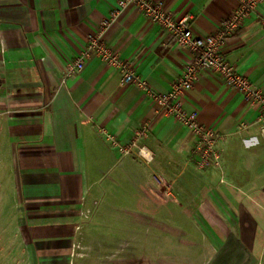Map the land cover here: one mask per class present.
<instances>
[{
  "label": "crops",
  "instance_id": "1",
  "mask_svg": "<svg viewBox=\"0 0 264 264\" xmlns=\"http://www.w3.org/2000/svg\"><path fill=\"white\" fill-rule=\"evenodd\" d=\"M120 0H0V164L8 165L29 264H72L83 206L101 189L145 198L153 239L167 229L177 263L264 264V122L260 110L211 70L199 72L184 109L226 134L221 167L199 170L196 138L159 112L147 92L94 55L77 75L68 64L92 36L135 63L141 80L169 92L193 53ZM201 36L221 32L239 0H151ZM120 12L107 28L112 10ZM264 0L227 38L225 55L264 89ZM138 143L124 155L107 136ZM1 171V170H0ZM127 186V187H126ZM145 205V206H148ZM151 210V211H150ZM149 224V222L147 223ZM180 247V248H179ZM180 251V254L177 253ZM183 257V258H182ZM181 258L184 261H180Z\"/></svg>",
  "mask_w": 264,
  "mask_h": 264
},
{
  "label": "built area",
  "instance_id": "2",
  "mask_svg": "<svg viewBox=\"0 0 264 264\" xmlns=\"http://www.w3.org/2000/svg\"><path fill=\"white\" fill-rule=\"evenodd\" d=\"M262 1L239 0V5L225 18L221 32L201 36L195 32L188 18L176 20L162 3L151 0H120L121 7L129 4L138 6L152 22L164 29L167 34V46L177 45L189 49L193 53L192 62L185 66L171 91L157 93L148 82L140 79L134 62L122 59L117 52L107 46L104 42L105 32H102L97 36H92L86 50L74 62L68 64L65 77L69 78L79 74L84 69L86 60L94 55L119 68L122 71L124 83H136L147 92L158 106L160 113L174 116L191 129L196 138L191 157L197 169L208 170L221 167L223 158L221 144L225 141L226 134L201 123L197 118V112L188 113L184 109V102L188 93L194 88L199 72L207 69L221 76L228 86L238 90L248 104L258 106L260 120L264 122V89L241 74L225 55L227 38L235 34L244 21L257 12ZM119 12L117 7L113 8L111 20L104 23L105 27L108 28L116 20ZM262 23L264 24V16ZM147 132L148 127L139 130L136 138L128 144L120 143L111 134L107 136L118 146L122 154L128 155L137 149L141 157L151 161L154 158L153 153L138 143L139 138Z\"/></svg>",
  "mask_w": 264,
  "mask_h": 264
},
{
  "label": "rangeland",
  "instance_id": "3",
  "mask_svg": "<svg viewBox=\"0 0 264 264\" xmlns=\"http://www.w3.org/2000/svg\"><path fill=\"white\" fill-rule=\"evenodd\" d=\"M0 170V264H29L18 226L21 213L17 212L19 204L12 194L8 165L0 164ZM125 189L123 192L111 189L110 195L107 189H101L83 206L72 264L178 262L174 247L166 243L168 230H160L158 243L153 239L151 213L136 210L138 205L152 209L151 205L135 191L128 193ZM182 258L180 261H184Z\"/></svg>",
  "mask_w": 264,
  "mask_h": 264
}]
</instances>
